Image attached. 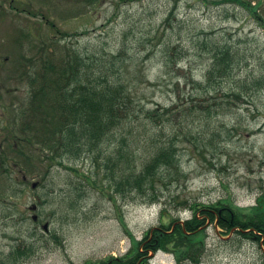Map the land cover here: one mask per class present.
Here are the masks:
<instances>
[{"label":"rangeland","instance_id":"374dc122","mask_svg":"<svg viewBox=\"0 0 264 264\" xmlns=\"http://www.w3.org/2000/svg\"><path fill=\"white\" fill-rule=\"evenodd\" d=\"M253 1H260L257 11L264 16V0ZM247 4L0 0V264H117L153 227L193 219L194 205L246 210L257 204L264 194V25ZM225 46L231 47V61L224 54L231 72H215L210 83L207 73ZM78 51L91 70L102 67L109 74L93 91L133 83L134 101L125 109L138 121L128 130L140 140L152 134L155 149L173 143L180 167L172 173L182 172L176 178L159 174L155 203L123 187L110 188L105 136L99 144L103 154L79 152V158L59 165L26 142L33 119L29 93L36 92L31 85L53 83L51 69L39 76L37 65L56 52L72 60ZM57 96L51 89L48 97ZM193 106L201 111L176 118ZM142 111L158 119L146 120ZM36 116L35 125L55 122L53 116L42 121ZM63 127L59 119L52 131ZM152 151L140 143L137 170ZM34 182L40 184L34 188ZM202 222L198 230L204 242L197 253L171 242L158 252L143 247V259L147 264H264V239L224 231L209 219ZM25 244L33 245L32 252L13 261L9 253Z\"/></svg>","mask_w":264,"mask_h":264},{"label":"trees","instance_id":"16d2710c","mask_svg":"<svg viewBox=\"0 0 264 264\" xmlns=\"http://www.w3.org/2000/svg\"><path fill=\"white\" fill-rule=\"evenodd\" d=\"M247 7L252 14L257 15L262 20L264 25V17L251 5V2L249 5L247 4ZM225 47L221 58L218 54L215 56L220 60L208 72L207 78L210 83L214 79L215 72H221L224 76L231 72V68H229L231 47ZM67 52L72 53L70 49H67ZM224 54L229 55L230 61L225 58ZM120 56L121 54L118 58ZM71 59L65 61V56L57 58L56 61L58 62L55 63L53 69V83L42 85V87L38 86L35 88L34 94L30 93L31 107L28 115L32 114L33 119H31V125L28 127L30 135L25 139L33 145L42 158L47 157L52 162H62L66 157L79 158L77 155L79 152L86 151L83 155H90L96 150L99 154H103V148L98 146L104 136L105 138L110 136V158L104 160L109 165L111 186L119 188L125 185V188L130 191L135 190L138 194L144 197L148 196L150 199L152 198L151 195H158L160 173H167L170 178H176L182 172L180 169L177 175L172 173L173 168L178 169L180 167V161L176 158L173 143L170 142L168 145L158 146L155 149L153 145L157 144L154 143L157 139L152 134L140 140L132 130L127 131L128 127L137 120L133 117L129 118V112L132 111L125 109L134 101L133 83H128L125 86L120 83L119 86L110 87V89L103 88L102 91L95 92L92 90V86L107 82L109 74L103 71L102 67H99L97 72L91 70L80 51L75 56H71ZM109 61L115 64L116 56L111 54ZM115 72L116 70L110 73V76ZM51 89L60 96H57L56 99L49 98ZM238 96H242V92H239ZM196 109L201 111L200 108L193 106L186 111L178 112L180 114L176 118L185 117L186 113L188 116ZM36 113L41 115L40 121L53 116L55 122L48 124L47 121H44L42 125H35L33 122L36 121ZM143 114L146 120L158 119L157 116H152L150 112H143ZM158 116L159 119L163 118L160 113ZM59 119L64 121L63 129L60 132L52 131V127ZM92 122L93 124H91ZM154 124L158 126L156 123ZM148 126L153 127L151 122L148 123ZM187 131L190 132L189 129ZM118 139L119 143L117 142ZM200 139L204 141V137H200ZM142 142L148 144L153 151L144 161L142 168L137 170V167L133 165L136 163L135 150L139 149ZM115 174L118 175L117 179ZM192 208L195 211L192 220H188L185 225L176 224L173 230L172 227L165 228L166 230L162 232L155 229L152 232L153 238L149 239L147 236L139 241L131 253L119 259L117 264H143L142 260L145 256L142 254L144 251L141 247H144L146 251L156 250L159 247L165 248L171 242L177 245H185L189 252L197 253L201 250L204 242L203 231L200 232L198 229L204 223L202 220L206 219L212 222L217 220L218 225L224 231L230 232L233 228H238L237 232L243 236L259 241L264 239V194L259 197L256 206L246 210H235L222 204L217 206L197 204ZM201 216L202 219H200ZM32 250V244H25L23 247L15 246L9 256L12 259L20 256L28 257ZM16 260L13 259V261Z\"/></svg>","mask_w":264,"mask_h":264},{"label":"water","instance_id":"95a60500","mask_svg":"<svg viewBox=\"0 0 264 264\" xmlns=\"http://www.w3.org/2000/svg\"><path fill=\"white\" fill-rule=\"evenodd\" d=\"M34 186H36V184H34Z\"/></svg>","mask_w":264,"mask_h":264}]
</instances>
